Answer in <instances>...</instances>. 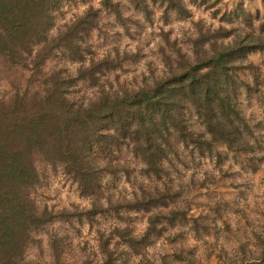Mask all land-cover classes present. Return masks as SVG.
<instances>
[{
  "label": "trees",
  "instance_id": "1",
  "mask_svg": "<svg viewBox=\"0 0 264 264\" xmlns=\"http://www.w3.org/2000/svg\"><path fill=\"white\" fill-rule=\"evenodd\" d=\"M70 1L0 0V67L5 63L29 72L21 90L0 100V264H39L26 260L32 234L57 220H88L109 210L118 214L122 207L149 214L147 228L139 237L120 228H113L106 236L99 234L101 262L97 264H125L117 253L118 245L131 255H139L141 245L147 246L152 238L161 236L165 227L189 220L182 210L160 211L174 197L167 183L161 189H140L139 195L124 203L108 202V208L92 204L79 213L39 209L30 197V190L40 182L37 163L59 167L76 185L79 195L90 198L101 188L102 173L111 170L95 162L93 149L97 146L125 145L140 160L142 175L156 180L167 175V165L176 154L173 143L200 156H209L219 144L232 152L254 151L246 141L250 128L239 112L237 99L238 92L248 89L240 71H252L249 56H264L260 33H237L222 26L201 28L190 53H178L177 59L167 64L163 77L137 90H114L101 83L106 82L107 74L122 68V60L116 54L100 59L85 57L90 54L86 39L97 28L100 10L89 7L56 35H49L54 13ZM116 1L100 0L102 10L118 17ZM213 2L191 0L200 6ZM128 3L146 16L151 8L162 9L164 16H190L183 0ZM235 11L222 15L220 21L233 24L243 14L241 9ZM55 54L81 64L75 75L61 69L43 72L46 61ZM252 78L255 81L253 73ZM78 83L98 89L97 95L86 102L76 99L73 89ZM186 111H192L202 132L190 129ZM112 236L117 243L112 242ZM57 242L52 237L51 264H65ZM82 264L96 263L87 260Z\"/></svg>",
  "mask_w": 264,
  "mask_h": 264
},
{
  "label": "rangeland",
  "instance_id": "2",
  "mask_svg": "<svg viewBox=\"0 0 264 264\" xmlns=\"http://www.w3.org/2000/svg\"><path fill=\"white\" fill-rule=\"evenodd\" d=\"M212 1L200 6L183 0L190 16L180 18L172 13L164 16L158 8H151L150 15L146 16L135 10L128 0L116 1L117 17L113 12L102 10L100 0H73L64 2L54 13V27L49 35H56L89 7L100 10L97 28L86 39L90 53L86 54V60L116 54L122 60V68L107 74L103 80L106 82L101 84L114 90H137L163 77L168 72L167 64L173 63L178 53L189 54L191 43L201 28L222 26L237 33L254 32L264 37V0ZM236 8L243 14L236 17L233 24L220 21L222 15L236 12ZM249 61L252 71H240V77L249 84L248 89L238 92L237 102L250 128L246 141L254 150L252 153L232 152L219 144L209 156H200L190 148L186 150L173 143L176 154L170 158L167 175L156 180L142 175L140 160L125 145L97 146L93 149L95 162L102 167L108 165L111 170L102 173L101 188L92 197L80 196L76 185L59 167L37 163L40 182L30 190L31 199L39 209L79 213L92 204L108 208V202L115 205L130 201L139 195L140 189H161L162 184L167 183L174 197L170 205L160 211L166 214L171 209L182 210L189 220L165 227L161 236L152 238L147 246L141 245L139 255H131L123 245H118L117 253L122 262L264 264V56L253 53ZM80 65L55 54L46 61L43 72L61 69L73 76ZM28 77L29 72L20 66L2 64L0 100L21 90ZM73 91L75 98L82 102L98 93V89L83 83H78ZM185 117L192 131L202 132L192 111H186ZM117 213L109 210L88 220L72 217L68 222L57 220L47 225L32 234L33 242L26 260L51 264L49 245L55 237L65 264H82L87 260L100 263L99 234L106 236L113 228H120L139 237L147 228L148 213L123 207L117 209ZM111 239L113 243L118 242L115 236Z\"/></svg>",
  "mask_w": 264,
  "mask_h": 264
}]
</instances>
